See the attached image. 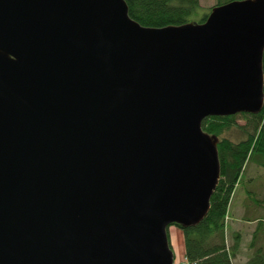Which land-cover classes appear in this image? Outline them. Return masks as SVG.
Here are the masks:
<instances>
[{
    "label": "water",
    "instance_id": "95a60500",
    "mask_svg": "<svg viewBox=\"0 0 264 264\" xmlns=\"http://www.w3.org/2000/svg\"><path fill=\"white\" fill-rule=\"evenodd\" d=\"M264 0L145 28L125 0H0V264H174L221 179L211 117L264 109Z\"/></svg>",
    "mask_w": 264,
    "mask_h": 264
},
{
    "label": "trees",
    "instance_id": "16d2710c",
    "mask_svg": "<svg viewBox=\"0 0 264 264\" xmlns=\"http://www.w3.org/2000/svg\"><path fill=\"white\" fill-rule=\"evenodd\" d=\"M125 1L131 19L145 28L203 24L209 17V14L199 15L201 0ZM236 1L243 0H217L214 8ZM240 121L244 123L241 125ZM203 130L219 139L221 179L207 217L196 227L174 226L182 231L185 240V258L181 264H235L241 254V245L249 250V259L244 264H264V109L258 115L208 118L203 122ZM252 165L260 173L255 178L250 177L247 192L250 197L242 204L241 221L255 224L257 229L252 232L250 242L244 244L241 233L237 232L229 245L228 231L231 232L233 226L232 221L229 222L230 209Z\"/></svg>",
    "mask_w": 264,
    "mask_h": 264
},
{
    "label": "rangeland",
    "instance_id": "374dc122",
    "mask_svg": "<svg viewBox=\"0 0 264 264\" xmlns=\"http://www.w3.org/2000/svg\"><path fill=\"white\" fill-rule=\"evenodd\" d=\"M217 0H201V10L199 11V15H206V14H210L211 11L213 10L212 8H214V6L216 5ZM244 122L240 121V124L242 125ZM252 166L249 167V169L247 170L245 176H244V183L243 185L239 188V190L237 191V195L235 197L234 203L230 213L231 216V220H229V222H231L230 224L233 225L231 228V232L228 231V241H229V245L232 242V235L240 232L241 236L244 240V244L250 242L252 240L253 231H256L257 226L251 225L250 223H243L241 221V217L243 215V212L241 207L242 204L247 201V199L249 200L248 197H250V195H248V187L251 183V178H255L257 176H259L260 171L258 172L257 169H253ZM252 168V169H251ZM251 169V170H250ZM262 170V169H261ZM262 175H264V170H262ZM169 237H170V242L172 244V249L174 252V256H175V264H181L185 258V240H184V235L182 233L181 230H179L176 227H171L169 230ZM246 242V243H245ZM241 244H243V242H241ZM240 255L238 256L237 260L234 261L235 264H244L246 262L249 256V250L244 246L241 245V250H240Z\"/></svg>",
    "mask_w": 264,
    "mask_h": 264
}]
</instances>
